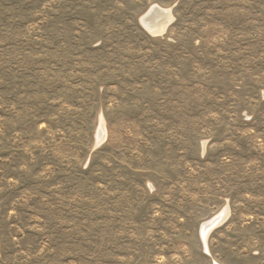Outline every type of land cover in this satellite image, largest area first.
<instances>
[{
  "label": "rangeland",
  "instance_id": "374dc122",
  "mask_svg": "<svg viewBox=\"0 0 264 264\" xmlns=\"http://www.w3.org/2000/svg\"><path fill=\"white\" fill-rule=\"evenodd\" d=\"M215 263L264 264V0H0V264Z\"/></svg>",
  "mask_w": 264,
  "mask_h": 264
},
{
  "label": "bare ground",
  "instance_id": "6f19581e",
  "mask_svg": "<svg viewBox=\"0 0 264 264\" xmlns=\"http://www.w3.org/2000/svg\"><path fill=\"white\" fill-rule=\"evenodd\" d=\"M172 20V16L169 10H163L158 7H152L147 14L142 17V23L146 26L148 31L153 35L161 34L165 31L167 25H169ZM170 22V23H169ZM103 117V116H102ZM101 117L100 128L98 131L99 141L105 137L106 127L104 125V119ZM104 140V139H103ZM229 213V209L226 208L210 220L204 222L201 226V234L203 238L204 245L207 246V237L214 230L216 225L223 223L225 218ZM218 264V263H215Z\"/></svg>",
  "mask_w": 264,
  "mask_h": 264
},
{
  "label": "water",
  "instance_id": "95a60500",
  "mask_svg": "<svg viewBox=\"0 0 264 264\" xmlns=\"http://www.w3.org/2000/svg\"><path fill=\"white\" fill-rule=\"evenodd\" d=\"M218 227V225H216L215 227H214V229H216ZM201 237H202V234H201ZM203 239V238H202Z\"/></svg>",
  "mask_w": 264,
  "mask_h": 264
}]
</instances>
